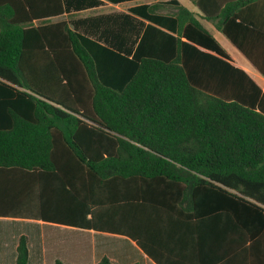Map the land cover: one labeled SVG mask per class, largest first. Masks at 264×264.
I'll return each mask as SVG.
<instances>
[{"label": "trees", "instance_id": "obj_1", "mask_svg": "<svg viewBox=\"0 0 264 264\" xmlns=\"http://www.w3.org/2000/svg\"><path fill=\"white\" fill-rule=\"evenodd\" d=\"M192 2L79 17L103 1L0 0V169L37 194L0 215L124 235L158 264L164 209L264 225V91L205 25L264 77V0Z\"/></svg>", "mask_w": 264, "mask_h": 264}, {"label": "crops", "instance_id": "obj_2", "mask_svg": "<svg viewBox=\"0 0 264 264\" xmlns=\"http://www.w3.org/2000/svg\"><path fill=\"white\" fill-rule=\"evenodd\" d=\"M102 1L100 7L78 13L79 17H87L82 14L89 11H96L93 15L114 13L119 5H128L126 11L124 9L119 13H129L131 8L140 5H160V14L172 15L176 11L173 1L200 13L192 0ZM205 25L216 37L221 34L208 23ZM228 54L235 66L261 81L253 78L264 91V77L244 55L241 53L256 72L236 55L241 61L238 66L235 57ZM31 175L20 168L0 169V213L31 210L30 206L37 202L35 188L32 187L31 191ZM191 201L171 210L164 209L157 221L155 243L161 264H264V225L257 220L249 224L247 207L241 206L236 219L229 221L223 212L209 210L210 205L198 204L197 199ZM257 217L264 219V215L258 212ZM248 231H253L251 250L249 245L253 241L246 239ZM22 236L28 240V264H56L57 261L64 264H98L104 257L113 264H158L127 236L15 215H0V264L16 263L17 247ZM68 241L71 244L64 243Z\"/></svg>", "mask_w": 264, "mask_h": 264}, {"label": "rangeland", "instance_id": "obj_3", "mask_svg": "<svg viewBox=\"0 0 264 264\" xmlns=\"http://www.w3.org/2000/svg\"><path fill=\"white\" fill-rule=\"evenodd\" d=\"M126 6H128V5H119V8L117 9V8H115V11L116 12H122V11H124V9H125V11L128 9ZM191 8H194V7H192L191 6ZM96 11H89V12H86V13H83L82 14V16H84V15H88V16H90V15H93V13H95ZM79 16H80V14H79ZM217 38L219 39V41L222 43V45L224 46V48L230 53V54H232L234 57H235V63L239 66L240 64H241V61L236 57V55L247 65V66H249L250 68H252L253 69V71L254 72H256L255 71V69L249 64V62L242 56V54L239 52V51H237V49L232 45V43L224 36V35H222V34H217ZM258 74V73H257ZM253 78L256 80V81H259L260 83H261V81L257 78V77H255V76H253ZM64 243H67V244H71V241H68V242H64Z\"/></svg>", "mask_w": 264, "mask_h": 264}]
</instances>
